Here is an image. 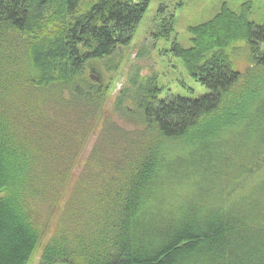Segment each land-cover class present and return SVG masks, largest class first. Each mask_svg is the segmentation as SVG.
I'll list each match as a JSON object with an SVG mask.
<instances>
[{"label":"trees","instance_id":"1","mask_svg":"<svg viewBox=\"0 0 264 264\" xmlns=\"http://www.w3.org/2000/svg\"><path fill=\"white\" fill-rule=\"evenodd\" d=\"M149 4L0 0V264L39 247L37 264H264V26L224 5L173 45L208 93L140 84L114 114L86 71ZM241 39L244 72L226 52Z\"/></svg>","mask_w":264,"mask_h":264},{"label":"rangeland","instance_id":"2","mask_svg":"<svg viewBox=\"0 0 264 264\" xmlns=\"http://www.w3.org/2000/svg\"><path fill=\"white\" fill-rule=\"evenodd\" d=\"M224 5L235 12H241L248 6L249 21L264 26V0H150L129 42L119 47L111 59L95 60L88 65L86 76L109 86L104 109L116 114L115 104L119 99L133 109L138 85L153 87L155 81L158 87L163 88V94L198 98L208 93L209 89L187 72L184 63L173 51V45L178 42L183 47H190L193 35L189 28L212 19ZM160 6H164L161 12ZM169 15L174 17L170 25L167 24ZM260 47L264 52V42ZM226 52L233 69L237 71L244 72L251 63L249 45L244 39L234 42ZM112 62L116 67L109 69L107 64ZM58 220V215L50 220L42 238L44 242L57 230ZM41 251L42 247H39L30 264H37Z\"/></svg>","mask_w":264,"mask_h":264}]
</instances>
